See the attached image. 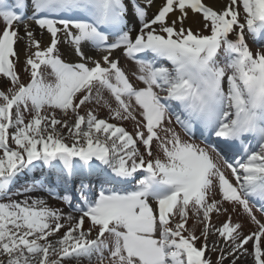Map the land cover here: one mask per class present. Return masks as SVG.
<instances>
[{
  "label": "snow or ice",
  "instance_id": "1",
  "mask_svg": "<svg viewBox=\"0 0 264 264\" xmlns=\"http://www.w3.org/2000/svg\"><path fill=\"white\" fill-rule=\"evenodd\" d=\"M154 2L0 0V264H264V0Z\"/></svg>",
  "mask_w": 264,
  "mask_h": 264
},
{
  "label": "bare ground",
  "instance_id": "2",
  "mask_svg": "<svg viewBox=\"0 0 264 264\" xmlns=\"http://www.w3.org/2000/svg\"><path fill=\"white\" fill-rule=\"evenodd\" d=\"M207 2L210 3V4H212L213 6H215L217 8H221L224 5V3L226 2V0H207ZM162 3H163V0H155L153 6L148 10V16H149V18H151L155 14V12L157 11L158 7ZM199 20H200V17H192L191 19H189L188 21H186V25L185 26L186 27L191 26L194 31L195 30H198L201 27V25L199 23ZM0 26H2V25H0ZM137 27H138V25H137ZM33 28L36 30V37L37 38L41 37L40 30L35 25H33ZM21 35H23V29H21ZM133 35H135V33H133ZM41 40H42V45H43V42L45 40H46V43H48V34L46 32L41 37ZM17 47H18V50L21 53V63H22L23 62V59H24V54H23L24 53V43H23V41L20 42ZM59 50H60V52L62 54V59H64L65 62H68V63H76V62H79V58L75 55V53L73 51V46L70 45L69 43H67L65 41H62L60 43V45H59ZM85 51H86V53L88 55H91L93 57L99 58V55L100 54L98 52H96V53L90 52L91 51L90 47L89 48H86ZM133 64H134L133 61L127 60V61H122L121 66L124 67L126 70H128L130 68V66H132ZM21 74H22V72H21ZM23 75H25V73H23ZM47 79H48V77H47ZM103 94L105 95L106 98L109 97V95H110L109 93H107L106 90L104 91ZM105 114L109 115L107 109H105ZM124 122H125V124H127L128 127L130 125H133L134 126V123L131 122V121H124ZM182 135L184 136V138L188 139V137L186 135H184L183 133H182ZM202 146H204V145H202ZM20 178H18V186L15 187V188H13V191H15L16 189L23 188L24 186H26L27 184H29V182L24 181V178H21V179ZM96 182L97 181H95V183ZM94 187H96V185ZM32 195H40V196H42V198H44L48 202L49 206L59 208V209H61L65 213L72 212V210H69V208L67 207V205H65L64 203H62L60 200H58L56 198H52V199L48 198V196L44 192H37V193H33ZM19 199H23V197L22 196H19ZM76 201H78V200L75 199V202ZM73 203H74V201H73ZM74 204H76V203H74ZM73 215H77V214L73 212ZM256 215H257V217L259 219H261L262 221H264V216L260 212H256ZM213 216H216V215L213 214ZM216 218L219 220V222H221L220 225L225 220V217L224 216H219V217L216 216ZM216 218L213 217L212 219H216ZM233 220L234 221L239 220L246 227H248V226H255V224L252 223L245 215H241V216L233 215ZM191 225H192V220L190 219L189 220V227H191ZM209 255H211V254H209ZM212 255H213V259H215L216 258V254L215 253H212ZM252 263L253 262H251V260H249V259L248 260L244 259V261H240V264H252Z\"/></svg>",
  "mask_w": 264,
  "mask_h": 264
},
{
  "label": "rangeland",
  "instance_id": "3",
  "mask_svg": "<svg viewBox=\"0 0 264 264\" xmlns=\"http://www.w3.org/2000/svg\"><path fill=\"white\" fill-rule=\"evenodd\" d=\"M204 34H208L207 32H205ZM245 35H246V38L249 40V43H250V46L252 47V49H253V51H257V50H261V49H264V46L263 45H261L260 43H252V37L247 33V31L245 32ZM42 37V36H41ZM41 37H39V38H37V39H41ZM47 45V43H46V40L43 42V45L42 46H46ZM90 52H93V53H96V51H94V50H91ZM50 71V69H47V68H45L44 69V73H45V76H46V79H47V77H48V79H51V77H49L47 74H48V72ZM21 76H22V78H23V80L25 81V82H27L28 81V79H29V77L27 76V74H25V75H23V72H22V74H21ZM131 78V77H130ZM132 80H133V78H131ZM133 83H136L134 80H133ZM84 111H85V109H81V114H84ZM98 115H99V117L100 118H105V119H107L108 117H109V115H107V114H105V108H100L99 110H98ZM25 116H26V119H28V118H30V116H28V114L26 113L25 114ZM111 122H116V121H111ZM118 123H122V125L129 131V132H132L133 131V128H134V126L133 125H130L129 127L127 126V124H125V122H118ZM70 142V141H69ZM196 143H199V141H197ZM128 190H132V188L131 189H128ZM13 199H19V196H14L13 197ZM70 209V208H69ZM214 218H216V216H213ZM212 217V218H213ZM212 222H213V224H215V226H217V227H219L220 226V223L221 222H219V220L216 218V219H212ZM256 229V226H248V227H246V226H244V232H245V234H247L248 232H250V231H254ZM63 234V230H61V235ZM214 238V237H213ZM249 247V249L251 250V248H252V246L251 245H249L248 246ZM211 254V257H212V259H213V255H212V253H210ZM251 260V262H253L252 261V258L251 257H247L246 258V260ZM214 260V259H213ZM241 261H244V259H242ZM253 264V263H252Z\"/></svg>",
  "mask_w": 264,
  "mask_h": 264
}]
</instances>
